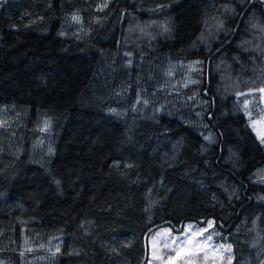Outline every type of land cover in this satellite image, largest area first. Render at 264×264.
<instances>
[{
  "label": "trees",
  "instance_id": "trees-1",
  "mask_svg": "<svg viewBox=\"0 0 264 264\" xmlns=\"http://www.w3.org/2000/svg\"><path fill=\"white\" fill-rule=\"evenodd\" d=\"M250 1L0 0L4 264H147L153 233L200 221L231 264H264V147L223 81L254 62Z\"/></svg>",
  "mask_w": 264,
  "mask_h": 264
},
{
  "label": "rangeland",
  "instance_id": "rangeland-1",
  "mask_svg": "<svg viewBox=\"0 0 264 264\" xmlns=\"http://www.w3.org/2000/svg\"><path fill=\"white\" fill-rule=\"evenodd\" d=\"M258 1L264 4V0ZM232 2L242 5L245 0H232ZM235 14L234 5L222 8L218 18L208 25L203 42L209 44L217 41L220 35H225L227 33L226 20L235 17ZM163 28L165 29V26L162 22L156 21L130 25L127 29L129 44L138 42L140 45L136 43L135 47L141 48L144 43L154 40L147 37L148 31L154 30L162 33ZM250 32L256 34L254 35L256 43L252 48L255 53L252 66L249 69H243L236 79L226 77L223 81L232 82L237 88V98L240 97V106L249 120V126L257 141L264 147V24L254 20ZM134 34L141 39L134 42L131 38L135 36ZM129 56L130 53H128ZM130 58L127 64H131ZM189 66L192 69L195 64L191 62ZM220 68L228 69L226 66ZM258 178L264 184V170L258 172ZM254 231H257V237L264 239V227L254 223L252 232ZM216 235L211 221H204L201 225L189 223L178 231L162 228L148 239L147 264H231L233 261L232 247L226 243H216L214 241ZM0 264L4 263L0 260Z\"/></svg>",
  "mask_w": 264,
  "mask_h": 264
},
{
  "label": "water",
  "instance_id": "water-1",
  "mask_svg": "<svg viewBox=\"0 0 264 264\" xmlns=\"http://www.w3.org/2000/svg\"><path fill=\"white\" fill-rule=\"evenodd\" d=\"M252 2H253V0L250 1V4H252ZM209 119H210V118H209ZM199 223H200V224H203L204 221H200Z\"/></svg>",
  "mask_w": 264,
  "mask_h": 264
},
{
  "label": "snow or ice",
  "instance_id": "snow-or-ice-1",
  "mask_svg": "<svg viewBox=\"0 0 264 264\" xmlns=\"http://www.w3.org/2000/svg\"><path fill=\"white\" fill-rule=\"evenodd\" d=\"M75 19V18H74ZM210 238V237H209Z\"/></svg>",
  "mask_w": 264,
  "mask_h": 264
}]
</instances>
